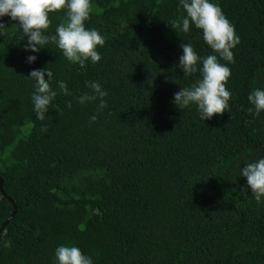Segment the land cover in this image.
Returning a JSON list of instances; mask_svg holds the SVG:
<instances>
[{
  "label": "trees",
  "instance_id": "1",
  "mask_svg": "<svg viewBox=\"0 0 264 264\" xmlns=\"http://www.w3.org/2000/svg\"><path fill=\"white\" fill-rule=\"evenodd\" d=\"M215 2L240 43L228 65L229 108L206 121L194 105L172 102L199 79L176 67L180 44L213 54L200 30L168 24L185 14L179 0H91L85 27L105 42L85 69L51 43L25 52L16 22L0 20V230L14 210L9 199L17 206L0 264H55L60 245L93 264H264V200L239 176L264 157V112L254 115L247 100L264 88V0ZM49 19L54 34L64 12ZM47 66L58 94L38 120L25 77ZM90 80L108 93L102 110L76 102Z\"/></svg>",
  "mask_w": 264,
  "mask_h": 264
},
{
  "label": "clouds",
  "instance_id": "2",
  "mask_svg": "<svg viewBox=\"0 0 264 264\" xmlns=\"http://www.w3.org/2000/svg\"><path fill=\"white\" fill-rule=\"evenodd\" d=\"M178 7L185 14L179 21L173 20L168 24L184 33L190 31V26L200 30L203 41L213 54L198 56L191 44H180L182 54L176 67L183 76L199 72V79L174 93L172 102L178 109L194 105L200 120H210L229 108L231 92L226 84L231 70L228 65L234 62L232 50L240 43V38L215 0H179ZM60 11L64 12L65 19L56 26L54 34H49V14ZM90 12L91 0H0V20L7 16L16 22L19 40L26 39L23 44L25 52L38 54L51 43L69 63L81 69H85L86 62L95 64L101 60L97 49L105 42L96 29L85 27ZM4 28L0 22V29ZM36 59L37 55H28L26 62L32 64ZM221 60L226 63H221ZM25 78L34 82L31 95L33 111L38 120H44L58 94L51 87L53 73L47 66L31 70ZM56 86L60 93L69 94L64 81L57 80ZM85 87L88 91L80 94L76 102L83 105L98 101L97 110L104 109L108 93L101 84L90 80ZM247 100L252 106L249 111L254 115L264 112V88H254ZM66 107L71 108V104H66ZM95 120L96 116L92 115L90 121ZM239 176L246 179L251 196L257 203L264 200V157L244 163ZM54 258L55 264H93L92 257L74 245L57 246Z\"/></svg>",
  "mask_w": 264,
  "mask_h": 264
},
{
  "label": "water",
  "instance_id": "3",
  "mask_svg": "<svg viewBox=\"0 0 264 264\" xmlns=\"http://www.w3.org/2000/svg\"><path fill=\"white\" fill-rule=\"evenodd\" d=\"M2 187H3V181H2V179L0 178V190H1L2 194H3L5 197H7L6 194L4 193V191L2 190ZM8 199H9V198H8ZM9 201L13 204L14 210H13V213L10 215V217L7 219V221H6V222L2 225V227H1V230H0V239H1V237H2V233H3V231H4V229H5L6 225H7V223H8L12 218H14L15 215L17 214V206L14 204V202H13L11 199H9Z\"/></svg>",
  "mask_w": 264,
  "mask_h": 264
}]
</instances>
